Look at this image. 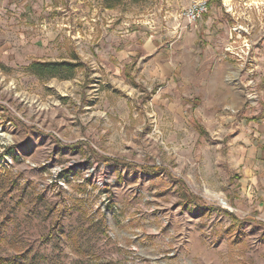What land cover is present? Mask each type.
Wrapping results in <instances>:
<instances>
[{
    "label": "rangeland",
    "instance_id": "374dc122",
    "mask_svg": "<svg viewBox=\"0 0 264 264\" xmlns=\"http://www.w3.org/2000/svg\"><path fill=\"white\" fill-rule=\"evenodd\" d=\"M206 1L0 0V257L264 264V0Z\"/></svg>",
    "mask_w": 264,
    "mask_h": 264
},
{
    "label": "trees",
    "instance_id": "16d2710c",
    "mask_svg": "<svg viewBox=\"0 0 264 264\" xmlns=\"http://www.w3.org/2000/svg\"><path fill=\"white\" fill-rule=\"evenodd\" d=\"M79 63H76L74 66H76ZM30 68H33L34 72L38 74H43V72H47L52 76H57L60 74L61 71L65 70V68L72 67V65H68L65 62H32L30 65ZM67 68V69H68ZM106 161H109L110 159H105ZM0 264H19L12 260L8 261L2 257H0Z\"/></svg>",
    "mask_w": 264,
    "mask_h": 264
},
{
    "label": "built area",
    "instance_id": "2783aa9c",
    "mask_svg": "<svg viewBox=\"0 0 264 264\" xmlns=\"http://www.w3.org/2000/svg\"><path fill=\"white\" fill-rule=\"evenodd\" d=\"M188 4L183 9L182 15L189 21L198 20L208 8L206 0H187Z\"/></svg>",
    "mask_w": 264,
    "mask_h": 264
},
{
    "label": "crops",
    "instance_id": "0c3cea01",
    "mask_svg": "<svg viewBox=\"0 0 264 264\" xmlns=\"http://www.w3.org/2000/svg\"><path fill=\"white\" fill-rule=\"evenodd\" d=\"M19 0H12V2L14 3H17ZM20 1H23L22 3L26 4V7L24 8V10L26 12H30V7H31V4H34V1L36 0H20ZM8 2V1H7ZM252 168H262L264 170V155H263V150L261 151V155H259V162L258 164H256L255 166V162L254 161H251L249 162V165H248V168H246V173L249 174L250 171H252ZM251 183L253 182H257V179L255 176H248V179Z\"/></svg>",
    "mask_w": 264,
    "mask_h": 264
},
{
    "label": "bare ground",
    "instance_id": "6f19581e",
    "mask_svg": "<svg viewBox=\"0 0 264 264\" xmlns=\"http://www.w3.org/2000/svg\"><path fill=\"white\" fill-rule=\"evenodd\" d=\"M214 196H217L216 194H214ZM218 197V196H217ZM218 199L220 200V202L223 204V205H226V202L223 198L221 197H218Z\"/></svg>",
    "mask_w": 264,
    "mask_h": 264
}]
</instances>
